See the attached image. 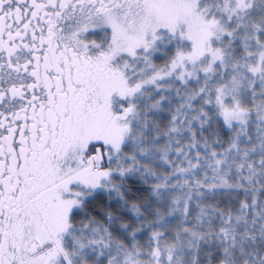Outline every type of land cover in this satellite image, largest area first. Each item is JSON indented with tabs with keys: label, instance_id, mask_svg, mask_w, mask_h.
<instances>
[{
	"label": "snow or ice",
	"instance_id": "6c2138e0",
	"mask_svg": "<svg viewBox=\"0 0 264 264\" xmlns=\"http://www.w3.org/2000/svg\"><path fill=\"white\" fill-rule=\"evenodd\" d=\"M0 264H264V0H0Z\"/></svg>",
	"mask_w": 264,
	"mask_h": 264
}]
</instances>
